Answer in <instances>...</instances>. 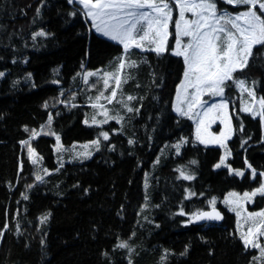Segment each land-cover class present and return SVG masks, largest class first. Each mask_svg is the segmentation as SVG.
<instances>
[{"label":"trees","instance_id":"trees-1","mask_svg":"<svg viewBox=\"0 0 264 264\" xmlns=\"http://www.w3.org/2000/svg\"><path fill=\"white\" fill-rule=\"evenodd\" d=\"M41 4L42 0H0V72L5 73L0 78V229L5 222L9 224L0 238V264H105L101 255L105 251L116 264H126L122 260L126 251L112 253V248L117 237L127 240L133 231L136 235L129 243L138 253L133 257L135 264H161L164 250L172 254L163 264H249L256 251L245 253L234 234V214L226 208L217 206L224 214L220 225L183 226L188 217L174 215L180 208L189 213L208 209L210 198L251 189L260 180L253 181L249 171L239 178L226 169L214 170L220 149L195 143L191 121L173 112L171 102L183 73L182 59L170 52L162 57L135 52L132 59L146 62L128 70L134 78L123 86V92L145 97L140 114L126 120L123 127L115 121L99 128L86 125L84 119L92 112L88 98H94L103 83L93 77L85 85L76 74L108 68L121 48L93 32L83 16L70 17L73 8L66 0H43ZM37 7H41L39 17ZM41 29L52 35L34 42L32 33ZM254 53L245 77L262 97L264 47L257 46ZM13 81L18 83L13 86ZM73 93L76 107L69 102ZM227 97L234 128L228 142L229 163L233 168H246L247 158L258 173L264 171V144L260 143L264 132L259 118L238 113L235 87ZM140 103L137 100L133 105ZM49 112L53 116L51 131L60 135L65 147L92 140L101 129L109 133V141H103L104 146L89 160L65 162L58 168L55 138L41 130V125L43 131L49 130ZM25 126L29 131H24ZM33 129L39 135L30 143L41 158L35 166L20 144L31 137ZM180 137L190 140L182 154L166 152L165 145ZM248 137L252 139L242 148L241 140ZM129 139L136 143L130 146ZM109 143L115 150H108ZM162 149L164 155L154 167ZM193 159L198 161L196 165L189 164ZM179 166H186L196 179L178 180L174 169ZM43 169L51 174L44 175ZM35 174L42 175L44 182H37ZM185 188L197 195L185 200ZM146 193L147 207L138 216ZM46 214L48 220L41 224L40 218ZM185 246L189 250L181 256Z\"/></svg>","mask_w":264,"mask_h":264},{"label":"snow or ice","instance_id":"snow-or-ice-1","mask_svg":"<svg viewBox=\"0 0 264 264\" xmlns=\"http://www.w3.org/2000/svg\"><path fill=\"white\" fill-rule=\"evenodd\" d=\"M66 3L73 8L68 12L70 17L83 16L85 21H90V29H94L101 37L115 42L121 48L120 54L114 57L108 69L82 71L76 74L75 78H80L85 85L89 84L92 77L97 78V83L100 81L103 83V88L98 91V94L94 98L91 96L88 98L89 106L94 111L91 123L88 119L84 120L86 125L99 128L108 124L110 120H114L123 127L126 120L140 114L145 97L125 95L123 92V86L134 78L128 70L138 68L139 63L146 62L134 60L132 56L135 50H139L140 53H153L157 57L168 53L171 35L169 29L174 23L175 44L171 47V55L182 59L183 73L171 102L172 110L178 117L187 118L195 124V143L205 147L215 145L223 150L219 161L213 166L214 170L226 168L230 176H245L244 171L234 169L227 163L232 155L227 142L234 134L232 116L229 114L231 100L227 97V92L235 87L240 93L238 113H246L253 119L259 117L261 127L264 128V96L258 97L255 87H249L245 77L255 57L254 48L264 47V0H66ZM41 7H37L36 17L41 15ZM36 17L33 19L34 23ZM49 35L52 34L41 29L32 33V40L35 42L38 37L45 38ZM15 62L13 60V63ZM3 77L5 73L0 72V78ZM16 83L18 82L13 81V86ZM53 83H59V81L54 80ZM252 83L255 85L256 82ZM91 87L95 88L96 84ZM137 87L140 85L137 84ZM245 93L247 99H245ZM63 94L61 92V95ZM204 97L219 98V102L209 103ZM75 99L76 94L73 93L69 100L72 107H76ZM137 100L141 103L139 106H134L133 102ZM57 102L65 103L67 106L64 101L58 100ZM108 105H112V108ZM43 107L48 109L47 102ZM238 113L237 118H239ZM97 116H102L103 119L98 120ZM52 121L53 116L49 112L47 121L49 130L43 131L44 125H41V130L44 135L54 136L53 151L57 154L60 167H63V153L66 149L62 145L60 135L51 131ZM217 121L222 125L218 134L210 131ZM24 131L27 132L29 129L25 126ZM240 131H244L243 122L240 124ZM37 135L39 133L33 129L29 139L20 141L21 146L27 148L28 160L34 166L38 165L41 158L30 140ZM251 139V137L247 140L242 139L241 147L243 148ZM103 141H109V133L101 129L96 139L81 146L83 151L74 152L73 158L81 160L90 158L92 150L97 152L101 150L104 146ZM189 142V138L180 137L175 144L165 145V148L174 149L175 154L180 156L181 149ZM135 143L133 139L128 140L130 146ZM260 143L264 144V136H261ZM107 147L109 151L115 150V146L110 143ZM129 154L131 155V152ZM163 155L164 149L161 150V156L153 162L154 167L159 164ZM197 163L198 161L194 159L189 161L191 165ZM244 165L251 170L253 181L257 177L260 178L259 186L243 194L231 191L224 196L223 203L229 212L235 213L234 234L238 236L245 253L250 249L257 250L258 254L252 256L249 264H264V240H261L264 238V209L256 212H249L245 209V204L252 203L255 197L264 198V171L258 173L247 158L244 159ZM22 167L21 164V170ZM174 171L179 173L176 177L178 180L193 181L196 179L195 174L186 166H179ZM43 172L44 175L51 174L48 169H43ZM35 180L39 183L44 182L40 174H35ZM28 187L31 188L32 185ZM145 187L147 188V182ZM196 195L197 193L185 188V200ZM199 195L203 196L204 193ZM22 196L24 200L28 199L26 195L22 194ZM216 203V198L212 197L207 202L209 208L207 211L196 209L189 213L184 208H180L174 215L188 217L183 222V226L198 222L221 221L224 216L217 209ZM147 204L148 195L146 193L145 204L141 206V212L137 213L138 216L145 210ZM144 218L147 220L146 216ZM47 220L48 215L46 214L40 218V223H46ZM148 222L151 223V221ZM8 228L9 224L5 222L3 228L0 229V238L5 235ZM135 235L133 231L127 240L117 237V242L112 248V253L120 250L126 251L127 255L122 257L126 264H135L133 257L138 255L129 243ZM40 243L43 246L45 242L41 240ZM188 250V246H185L184 252L180 255H185ZM171 254L169 250H164L161 255V264ZM101 255L105 264H116L109 252H102Z\"/></svg>","mask_w":264,"mask_h":264},{"label":"rangeland","instance_id":"rangeland-1","mask_svg":"<svg viewBox=\"0 0 264 264\" xmlns=\"http://www.w3.org/2000/svg\"><path fill=\"white\" fill-rule=\"evenodd\" d=\"M88 22V24L90 25V21H87ZM93 32H95V30L94 29H91ZM169 31H170V33H171V35H170V37H169V52L171 53V47L172 46H174V44H175V40H174V33H175V27H174V23L172 24V25H170V29H169ZM96 33V32H95ZM97 34V33H96ZM99 35V34H98ZM100 36V35H99ZM105 39H107V38H105ZM113 42V41H112ZM139 52V50H135V52ZM134 52V53H135ZM134 55V54H133ZM99 69H108V68H99ZM86 71H92V70H86ZM93 78V77H92ZM91 79V78H90ZM181 79H182V76H181ZM180 79V80H181ZM179 83H180V81H179ZM178 83V84H179ZM177 84V85H178ZM238 91V90H237ZM175 93H176V89H175ZM175 93H174V97H175ZM244 96H245V99H247V94L245 93L244 94ZM95 97V96H94ZM174 97H173V99H174ZM240 93H239V91H238V100H239V107H240ZM204 99H206V100H208L209 101V103H213V102H219V98H209V97H204ZM108 107L109 108H112V105H108ZM92 109V108H91ZM93 109H92V112H91V115H90V117H87V118H85V119H88L89 120V123H91V116H92V114H93ZM174 112V111H173ZM175 113V112H174ZM176 114V113H175ZM229 114L231 115V112H230V107H229ZM259 118V117H258ZM84 119V120H85ZM97 119L99 120V119H103V117L102 116H97ZM110 121H114V120H110ZM109 121V122H110ZM108 122V123H109ZM191 123H192V125H193V132H192V134H193V138H194V129H195V124L191 121ZM103 126V125H102ZM221 128H222V125H220V123H219V121H217L215 124H213L212 125V127H211V129H210V131H212V132H214V133H219L220 132V130H221ZM262 131L264 132V128H262ZM97 138V137H96ZM96 138H94V139H96ZM94 139H92V140H94ZM89 141H91V140H89ZM89 141H86V142H81V143H79V142H76V143H73L72 145H70V146H67V147H65V146H63L65 149H66V151L63 153V164L65 163V162H72V161H77V162H81V161H86V160H89L92 156H93V154L96 152L95 150H92V156L90 157V158H88V159H83V160H81V159H74L73 157H74V152H80V151H83V149H82V145H84V144H87ZM177 142V141H176ZM176 142H174V143H170V144H167L168 146H171V145H173V144H175ZM229 142V141H228ZM227 142V143H228ZM55 145V144H54ZM73 146H75V148H73ZM202 146H204V145H202ZM208 147H217V148H219L218 146H215V145H210V146H208ZM228 147H229V144H228ZM220 149V148H219ZM230 149V148H229ZM165 150H166V152H174L175 153V150L174 149H168V148H165ZM223 152V150L222 149H220V154ZM54 154H55V158H56V162H57V165H58V168L60 167V165H59V163H58V157H57V154L54 152ZM229 160H230V157H229V159H228V161H227V163H229ZM218 161H219V159H218ZM217 161V162H218ZM216 162V163H217ZM215 163V164H216ZM230 164V163H229ZM221 169H226V168H221ZM234 169H240V170H242V171H244L245 172V174L247 173V171H249V176H250V178H251V170H249V169H247V168H234ZM216 170H218V169H216ZM227 170V169H226ZM239 178H242V177H239ZM261 181L259 180V183H260ZM259 183H258V185L256 186V187H258L259 186ZM253 188H255V187H253ZM253 188H251V189H248V190H245V191H251ZM231 191H235V192H237V193H240V194H243V192H245V191H236V190H230V191H228L225 195H227L229 192H231ZM224 195V196H225ZM224 196L223 197H221V198H218V197H215L216 198V207L217 206H219V205H221L222 207H224V208H226L227 209V207L224 205V203H223V199H224ZM257 197H259V196H257ZM257 197H255L254 198V200H253V202L252 203H246L245 204V209L247 210V211H249V212H256V211H259V210H261V209H264V198H262V200L261 201H257ZM211 199V198H210ZM209 199V200H210ZM207 206H208V204H207ZM231 213H233V212H231ZM234 214V217H235V229H236V216H235V213H233ZM261 240H264V238H261ZM251 250H254V249H251ZM256 251V254L255 255H257L258 253H257V250H255Z\"/></svg>","mask_w":264,"mask_h":264},{"label":"water","instance_id":"water-1","mask_svg":"<svg viewBox=\"0 0 264 264\" xmlns=\"http://www.w3.org/2000/svg\"><path fill=\"white\" fill-rule=\"evenodd\" d=\"M217 209L220 210L219 208H217ZM207 210H209V208L205 209L204 211H207ZM222 215L224 216L223 212H222ZM222 221L223 220H221V221H209V222H198V223H193V225H197V226L204 225V224L220 225L222 223Z\"/></svg>","mask_w":264,"mask_h":264}]
</instances>
